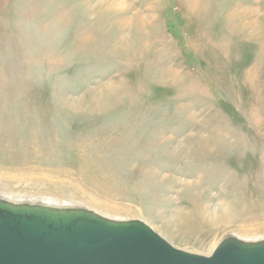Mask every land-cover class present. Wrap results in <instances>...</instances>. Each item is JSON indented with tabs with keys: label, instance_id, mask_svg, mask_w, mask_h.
<instances>
[{
	"label": "rangeland",
	"instance_id": "obj_1",
	"mask_svg": "<svg viewBox=\"0 0 264 264\" xmlns=\"http://www.w3.org/2000/svg\"><path fill=\"white\" fill-rule=\"evenodd\" d=\"M4 186L195 255L264 239V0H0Z\"/></svg>",
	"mask_w": 264,
	"mask_h": 264
},
{
	"label": "water",
	"instance_id": "obj_2",
	"mask_svg": "<svg viewBox=\"0 0 264 264\" xmlns=\"http://www.w3.org/2000/svg\"><path fill=\"white\" fill-rule=\"evenodd\" d=\"M0 264H264V240L230 236L200 256L176 249L142 221L0 198Z\"/></svg>",
	"mask_w": 264,
	"mask_h": 264
},
{
	"label": "bare ground",
	"instance_id": "obj_3",
	"mask_svg": "<svg viewBox=\"0 0 264 264\" xmlns=\"http://www.w3.org/2000/svg\"><path fill=\"white\" fill-rule=\"evenodd\" d=\"M8 190V188L7 187H0V190ZM0 198L1 199H4V200H7V201H10V202H13V203H33V204H39V203H34V202H25V201H15L16 199H14V198H19V199H21V198H27V197H23V196H19V197H13L11 194L9 195V194H6V193H4V192H0ZM7 196V197H6ZM9 197H11V198H9ZM13 198V199H12ZM43 201L44 202H50V203H54V201H52V200H47V199H43ZM41 204V203H40ZM42 205H46V204H43L42 203ZM46 206H50V205H46ZM52 207H55V206H52ZM70 208H80V209H86V210H89V211H92V210H90V209H87V208H81V207H70ZM92 212H94V211H92ZM96 214H99V213H97V212H95ZM99 215H101V214H99ZM101 216H103V215H101ZM104 217V216H103ZM107 218V217H106ZM110 220H113V219H111V218H109ZM115 221L117 220V219H114ZM236 237V236H235ZM226 238H228V237H226ZM225 238V239H226ZM238 238V237H237ZM224 240V239H223ZM223 240H221V241H223ZM241 240V239H240ZM262 240H264V239H262ZM220 241V242H221ZM243 241V240H242ZM244 241H246V240H244ZM259 241H261V240H259ZM246 242H250V241H246ZM220 245V244H219ZM218 245V246H219ZM217 246V247H218ZM215 247H216V244H214L213 246H211V248H210V253L211 252H214L216 249H215ZM216 247V248H217ZM215 249V250H214Z\"/></svg>",
	"mask_w": 264,
	"mask_h": 264
}]
</instances>
